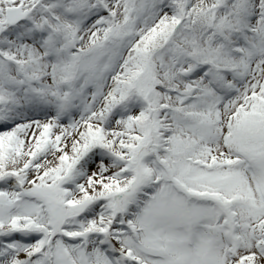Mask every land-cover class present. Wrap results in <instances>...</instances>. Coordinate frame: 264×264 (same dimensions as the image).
I'll return each mask as SVG.
<instances>
[{
  "label": "snow or ice",
  "instance_id": "snow-or-ice-1",
  "mask_svg": "<svg viewBox=\"0 0 264 264\" xmlns=\"http://www.w3.org/2000/svg\"><path fill=\"white\" fill-rule=\"evenodd\" d=\"M0 264H264V0H0Z\"/></svg>",
  "mask_w": 264,
  "mask_h": 264
}]
</instances>
